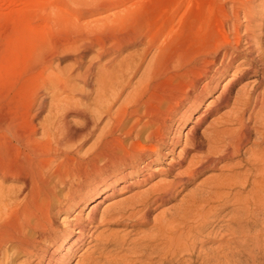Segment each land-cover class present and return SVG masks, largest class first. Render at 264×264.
I'll return each instance as SVG.
<instances>
[{"label": "bare ground", "instance_id": "6f19581e", "mask_svg": "<svg viewBox=\"0 0 264 264\" xmlns=\"http://www.w3.org/2000/svg\"><path fill=\"white\" fill-rule=\"evenodd\" d=\"M93 1L58 11L93 34L72 67L51 14L1 55L32 73L0 108V264H264V0H174L150 30L137 0Z\"/></svg>", "mask_w": 264, "mask_h": 264}, {"label": "rangeland", "instance_id": "374dc122", "mask_svg": "<svg viewBox=\"0 0 264 264\" xmlns=\"http://www.w3.org/2000/svg\"><path fill=\"white\" fill-rule=\"evenodd\" d=\"M20 1V2H19ZM24 1H26V0H9V3H8V0L7 1H5V0H3L2 1V3H1V0H0V3H1V5H0V10H1V12H0V47H2V48H0V58H1V55H2V57L6 54V50H7V48L9 47V46H11V45H9L10 43H11V40H12V38H15L16 36H17V34H19L18 33V31H20L19 29L21 28V26H22V28L21 29H23V27H25V25H27V24H29V23H35V24H43V23H41V21H43V19H42V17H45L46 15H49L50 16V14H51V16H50V21H51V19H52V24H53V29L51 30V32H49V34L48 35H46V36H42L43 37V39H42V37H39L38 35H36V38L37 39H42V41H45V39L46 38H44V37H47V39H46V42H48V41H50L51 40V42L52 41H54V43H57L58 44V46L60 47H58V50H56L55 49V52L53 51V50H51V51H53V52H50V50L48 51L49 52V55H51V54H53L54 53V56H55V58H54V62H53V65H54V67H56V68H58L57 70H66V69H68V68H70V67H72L73 66V64L75 63V56H76V54H78L81 50L83 51L84 50V47H85V43H86V41H87V37H92L93 36V34L92 35H86L85 37H84V39L83 38H81V39H83V40H81V39H79L78 38V35L79 34H77V33H75V32H73V30H70L69 28L67 29V26L65 25L66 24V21L67 20H65V19H63V17H62V15H60L62 12H71L70 10H72V12L74 13V11H82V9H83V11H87V10H89V9H91L90 7V4L89 3H92V2H94L93 0H83V1H85V2H87V3H83V1L82 0H67L68 2L64 5V4H61L62 5V7H61V5H60V7L61 8H58L57 6H54V5H52V4H43V5H41L40 7H37V9L35 8L36 6H33V4L31 5V7H29L30 6V4L29 3H26V2H24ZM65 2H66V0H64ZM113 1V2H112ZM127 1H129V4H133L134 3V1L133 0H127ZM142 0H137V8H135V6L133 7V13L134 14H136V13H138L139 15H140V21H138V23L136 22V24H137V26H142V28L144 29V30H150V29H157V28H159L160 26H161V21H163L164 19H166L165 17L161 20L160 19V16H161V18H162V14L161 13H165V12H167L168 11V13L171 11V10H169V9H172V8H168V7H174V5L176 4V3H178V2H176V1H174V0H143L142 2L144 3H142L141 2ZM154 1V2H153ZM160 1V2H159ZM178 1H181V0H178ZM14 2V3H13ZM65 2H63V3H65ZM82 2V3H81ZM111 3H114V2H116V0H111L110 1ZM109 2V3H110ZM144 5V6H140L141 5V3ZM148 2V3H147ZM176 2V3H175ZM7 3H8V5H7ZM12 3V4H11ZM97 3V2H96ZM138 3H140V4H138ZM147 3V4H146ZM156 3H157V5H156ZM175 3V4H174ZM84 4V5H83ZM86 4H88V5H86ZM93 4V3H92ZM135 4V3H134ZM146 4V5H145ZM4 5V6H3ZM5 5L7 6V7H5ZM19 7H18V6ZM29 5V6H28ZM51 5V6H50ZM139 5V6H138ZM63 6H64V8H63ZM67 6L69 7V8H73V9H68L67 8ZM89 6V7H88ZM20 7H22V8H20ZM34 9H33V8ZM140 7L142 8V9H140ZM162 7H164V9L162 8ZM18 8H20V10L18 11ZM67 8V9H66ZM33 9V10H32ZM43 9H44V11H43ZM59 9H62V12L61 13H59L58 11H59ZM64 9V10H63ZM75 9V10H74ZM77 9V10H76ZM120 9V8H119ZM135 9V10H134ZM5 10V11H4ZM35 10H37V11H35ZM41 10H42V12H41ZM52 10V11H51ZM146 10V11H145ZM163 10H164V12H163ZM5 12V14H4V12ZM17 11V12H16ZM23 11V12H22ZM61 11V10H60ZM141 11V12H140ZM143 11V12H142ZM3 12V13H2ZM21 12V13H20ZM37 12V13H36ZM49 12V13H48ZM145 12V13H144ZM10 13V14H9ZM26 13V14H25ZM57 13H59V14H57ZM142 13V14H141ZM157 13V14H156ZM57 14V15H56ZM145 14V15H144ZM25 15V16H24ZM59 15V16H58ZM144 17H142V16ZM152 15V16H151ZM14 16H15V18H14ZM34 16V17H33ZM35 16H37V17H35ZM157 16H159V17H157ZM16 17H17V20H16ZM41 17V18H40ZM52 17V18H51ZM153 17H155V18H153ZM156 17H157V19H156ZM19 18V19H18ZM34 18V19H33ZM21 19V20H20ZM39 19V20H38ZM54 19V20H53ZM160 19V20H159ZM15 20V21H14ZM65 21V23H64V21ZM143 20V25L141 24L142 21ZM18 21V22H17ZM21 22H23V23H21ZM26 22V23H25ZM58 23V25H57V23H56V25L54 24V23ZM63 22V23H62ZM158 22V23H157ZM165 22V20L163 21V23ZM62 23V24H61ZM161 23V24H160ZM17 24H19V26L17 27L16 25ZM141 24V25H140ZM60 25V27H63V29L62 30H64V28L65 29H67V30H70V31H67L66 30V32H65V30L62 32V30L60 29V27L58 28V26ZM63 25V26H62ZM144 25H146V26H144ZM159 25V26H158ZM65 26V27H64ZM92 26V25H91ZM58 28V29H57ZM115 28V32L116 33H119L123 28L121 27V26H115L114 27ZM149 28V29H148ZM16 29V30H15ZM23 31V30H22ZM17 32V34H15ZM65 32V33H64ZM14 33V34H13ZM8 35H10L11 36V38L9 37V38H7V39H5L6 38V36L8 37ZM31 35V34H30ZM29 35V36H30ZM5 36V37H4ZM32 36H34V34L32 35ZM31 36V37H32ZM4 37V38H3ZM3 38V39H2ZM49 39V40H48ZM75 39V40H74ZM14 40V39H13ZM12 40V41H13ZM77 42V41H79V42H77L78 44H79V46H77V47H72V48H74L75 50H71V49H69V51L68 50H66L67 48L65 47L66 46V43H69V42ZM82 41V42H81ZM84 41H85V43H84ZM81 42V43H80ZM6 43H8V44H6ZM76 43V44H77ZM4 44V45H3ZM80 44H82L81 46L83 47L82 49L81 48H79L78 49V47H81L80 46ZM2 45V46H1ZM9 45V46H8ZM7 46V47H6ZM63 47V48H62ZM77 48V49H76ZM24 51L23 52H21L20 54H23L24 55V57H22L21 59L23 60V61H21L20 62V64H19V66H18V70H22V69H25L26 68V66H27V68L25 69V70H28L27 72H26V74H25V78L26 79H24L23 78V76H24V74L22 75V77H21V79H20V81L18 82V83H15V84H13V82L11 81V83H9L8 82V78H2V77H0V79H2V80H0L1 82H0V108L2 107L3 109H5L6 111L9 109V107H11V104L10 103H12V106L15 104V102L17 101V97H19V96H16V95H19L18 94V92H20V90H21V88L24 86V82L25 81H27V78L29 77V73L31 72L30 70H31V66H30V64H31V62L30 63H28L27 64V62H29V60L31 61V55H30V49L29 48H27L26 47V49H23ZM71 50V51H70ZM5 51V52H4ZM74 51V52H73ZM76 52V53H75ZM59 53V54H58ZM56 54V55H55ZM75 54V55H74ZM74 56V57H73ZM30 57V58H29ZM26 58H27V60H26ZM29 58V59H28ZM88 60V56L87 57H85V62ZM55 68V69H56ZM34 69V68H33ZM23 72H25V71H23ZM22 72V73H23ZM29 72V73H28ZM32 73V72H31ZM28 76V77H27ZM4 79V80H3ZM22 80V81H21ZM25 80V81H24ZM3 81V82H2ZM4 81L6 82V83H4ZM23 84H22V83ZM5 84L8 86H5ZM22 87H21V86ZM6 89L8 90V91H6ZM17 90H19V91H17ZM6 93H7V95H6ZM14 93L16 94L14 97H13V95H14ZM12 95V96H11ZM4 96V97H3ZM11 96V97H10ZM8 97V98H7ZM52 97V91H51V94H49V98H51ZM6 98V99H5ZM13 98V99H12ZM15 98H17L16 99V101L14 102L13 100H15ZM6 103H8V104H6ZM7 108V109H6ZM212 117H214V116H211V117H209V119H211ZM71 121H72V123H74V124H77L78 123V125H79V122H81V119L79 118L78 119V117H75V116H71ZM79 121V122H78ZM91 141L92 140H90L88 143H87V145L85 146V148L86 147H88L89 145H90V143H91ZM190 188H192V186L190 187ZM130 193H125V194H121V195H118V196H116V197H113V198H111V199H109L103 206H105L107 203H109V202H112V201H114V200H116L117 199V197H118V199L119 198H121V197H124V196H127V195H129ZM103 206H102V208H103ZM156 213V212H155ZM224 223V221H222V220H219V221H216V223L214 224V226H215V228L217 229V228H219L220 227V225H222ZM209 226H210V228H212L211 227V224H209ZM221 228V227H220ZM214 245V242L213 241H211V242H206V244H205V247H208V248H210L211 246H213ZM246 259H247V256H243L242 257V262H245L246 261ZM252 264H254V263H252Z\"/></svg>", "mask_w": 264, "mask_h": 264}]
</instances>
